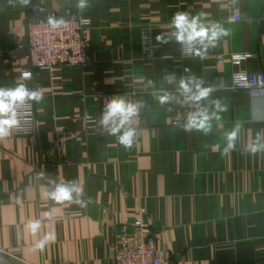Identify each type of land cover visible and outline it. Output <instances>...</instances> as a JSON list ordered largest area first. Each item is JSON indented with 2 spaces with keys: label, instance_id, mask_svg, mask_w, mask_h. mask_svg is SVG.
I'll list each match as a JSON object with an SVG mask.
<instances>
[{
  "label": "crops",
  "instance_id": "obj_1",
  "mask_svg": "<svg viewBox=\"0 0 264 264\" xmlns=\"http://www.w3.org/2000/svg\"><path fill=\"white\" fill-rule=\"evenodd\" d=\"M39 2L22 7L0 0V87L26 82L44 93L36 103L35 134L0 141V264H113L115 228L138 215L165 264H264V152L245 151L264 134V98L231 87L238 69L264 71V0H239V21L229 20L228 0H89L82 15L93 21V63L53 71L32 67L27 52L17 49L28 23L43 16L32 9ZM75 2L47 0V6L81 15ZM178 11L205 12L232 34L204 59L184 58L177 45L156 41L171 30ZM144 26L153 32L150 59L141 53ZM233 53L252 55L235 65ZM185 68L205 83L219 76L226 84L213 95L228 110L209 135L172 126L174 115L185 117L179 95L176 114L151 95L174 92L162 80L164 70L180 76L188 74ZM27 69L32 78L23 81ZM102 89L135 90L147 102L141 138L131 149L101 133L99 122L87 128L85 114L101 110L92 92ZM237 123L236 148L224 153L223 133ZM70 181L83 186L86 207L44 195L52 184ZM37 219L41 228L34 236L25 226ZM45 234L54 242L36 249Z\"/></svg>",
  "mask_w": 264,
  "mask_h": 264
},
{
  "label": "clouds",
  "instance_id": "obj_2",
  "mask_svg": "<svg viewBox=\"0 0 264 264\" xmlns=\"http://www.w3.org/2000/svg\"><path fill=\"white\" fill-rule=\"evenodd\" d=\"M17 2L22 7L31 5V0ZM75 7L81 13L83 22L82 13L90 7L89 0H76ZM47 24L55 30L66 26L67 21L63 17L49 16ZM170 24V31L157 34V43L175 44L182 57L192 60L204 59L209 49L215 48L223 38L232 34L222 23L209 21L206 13L202 11L195 15L188 11H178L173 15ZM184 71L188 74L178 76L175 71L165 69L162 80L174 87L175 91H153L151 95L161 107L178 102L179 95L182 102L190 105L192 110L188 111L183 121L177 122L176 126L187 133L195 131L209 135L213 131V121L221 120V114L228 110V105L223 98L213 95L217 91L216 86L206 85L205 81L191 73L189 68ZM31 78V72L22 73L23 81H29ZM43 99L44 93L39 89L29 88L26 82H17L14 87H0V141L19 130L25 117L30 115L32 103L38 104ZM146 107L147 102L144 100H128L122 95H114L105 103L99 124L108 135L117 137L118 143L125 149H131L140 135L137 120ZM240 129L241 125L237 123L230 131L223 133V139L226 140L224 153L235 150ZM245 151L253 155L264 152V134H258ZM44 195L55 203L68 202L77 203L81 207L87 206V201L83 199L84 188L76 181L54 183ZM25 227L35 236L41 228V221L32 220ZM54 240V235L45 234L35 241L34 247L43 250Z\"/></svg>",
  "mask_w": 264,
  "mask_h": 264
},
{
  "label": "built area",
  "instance_id": "obj_3",
  "mask_svg": "<svg viewBox=\"0 0 264 264\" xmlns=\"http://www.w3.org/2000/svg\"><path fill=\"white\" fill-rule=\"evenodd\" d=\"M231 15L230 21H239L242 15L239 7V0L234 3L228 0ZM34 11H40L43 16L35 18L27 25L25 37L17 44L18 50L27 52L31 66L37 70L53 71L60 66H69L73 68H86L93 63L92 47L89 38L90 30L93 26L92 18L72 12H58L49 10L47 0H40L38 4L32 6ZM49 16L57 18L63 17L67 24L59 29H51L47 24ZM141 53L145 58H152L154 53L153 32L150 26H144L140 32ZM251 53H233L230 54V60L233 64L239 65L243 60L251 57ZM219 62L225 61V56L218 55ZM24 72H33L29 69ZM22 78V74H21ZM207 84H212L216 88H224L226 84L219 76ZM231 87L235 90H246L255 100L264 98V71H248L238 69L233 72L231 78ZM114 95H122L128 100H141L139 93L135 90H126L120 93L108 92L106 90H96L92 92V97L101 104V110L98 114L87 113L83 117L87 128H96L105 103ZM85 94H83V97ZM169 107L171 111H169ZM168 112L176 114L178 109L173 104L166 106ZM192 110L190 105L182 103L181 111L184 115ZM143 111L137 120V126L140 130L138 140L141 138L143 127ZM183 120L179 115H174L171 124L177 127V122ZM36 103L33 102L30 109V115L25 117L21 128L14 131V135H34L36 132ZM101 133L108 135L99 127ZM115 137V136H113ZM117 138V137H115ZM115 240L112 244L113 264H165L157 247L151 243L146 231V224L142 215H138L131 223L122 224L115 228Z\"/></svg>",
  "mask_w": 264,
  "mask_h": 264
},
{
  "label": "water",
  "instance_id": "obj_4",
  "mask_svg": "<svg viewBox=\"0 0 264 264\" xmlns=\"http://www.w3.org/2000/svg\"><path fill=\"white\" fill-rule=\"evenodd\" d=\"M157 226H158V227H161V224H160L159 222H157Z\"/></svg>",
  "mask_w": 264,
  "mask_h": 264
}]
</instances>
